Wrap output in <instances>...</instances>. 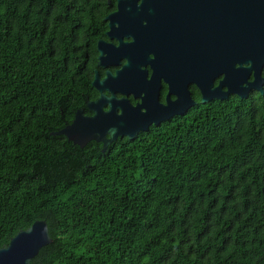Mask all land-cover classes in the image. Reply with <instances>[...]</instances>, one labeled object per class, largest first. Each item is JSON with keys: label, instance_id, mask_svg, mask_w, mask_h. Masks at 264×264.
Instances as JSON below:
<instances>
[{"label": "trees", "instance_id": "obj_1", "mask_svg": "<svg viewBox=\"0 0 264 264\" xmlns=\"http://www.w3.org/2000/svg\"><path fill=\"white\" fill-rule=\"evenodd\" d=\"M114 3L0 0V249L41 220L52 242L30 264H264V95L104 152L50 135L95 97Z\"/></svg>", "mask_w": 264, "mask_h": 264}, {"label": "water", "instance_id": "obj_2", "mask_svg": "<svg viewBox=\"0 0 264 264\" xmlns=\"http://www.w3.org/2000/svg\"><path fill=\"white\" fill-rule=\"evenodd\" d=\"M136 2L117 0V10L104 18L106 36L116 38L119 45L101 40L97 43L98 66L115 65L120 57L126 63L114 75L106 71L102 80L94 71L91 86L100 96L85 105L92 115H84V108H80L70 124L50 135L64 136L80 148L94 141L102 144L104 152L118 137L133 140L151 124L158 126L198 105L189 98V83L200 90V104L222 101L229 95L245 99L250 90L264 95V0ZM128 36L132 42H121ZM146 64L152 70L149 80L145 79ZM220 76L218 85L212 88L213 80ZM159 78L168 85L165 106L156 100ZM103 91L111 96L105 97ZM115 92L124 94L125 99H116ZM128 93L133 99L139 98L140 104L130 106ZM170 93L175 100L168 99ZM51 242L46 222L36 221L0 249V264H30Z\"/></svg>", "mask_w": 264, "mask_h": 264}, {"label": "flooded vegetation", "instance_id": "obj_3", "mask_svg": "<svg viewBox=\"0 0 264 264\" xmlns=\"http://www.w3.org/2000/svg\"><path fill=\"white\" fill-rule=\"evenodd\" d=\"M140 2H141V0H137L136 4L139 5ZM108 4H110V1H108ZM116 10H117V0H115V3H114V5H113V9H112L108 14L114 13ZM108 14H107V15H108ZM107 15H106V16H107ZM106 16H105V17H106ZM105 17H104V18H105ZM104 18H103V20H104ZM104 22H106V21H104ZM107 31H108V25H107V22H106V29L104 30V32H103V34H102V37H101V38H98L97 41H96L95 44H94L93 60H95L96 67H95V69L93 70V77H94V71H96V72L99 74V78H100V80L104 79V77L106 76V73H105L106 71H107V72H110L112 75H114V74H115V71L121 69V67L126 63V59H125L124 57H120V58L118 59V63L115 64V65H109V66H106V67H100V66L97 65V62H98V60H99V59H98V56L100 55V52H99L98 49H97V43H98L99 40H101V41L104 42V43L110 44V45H112V46H114V47H117V46L119 45V44H118V40H117L116 38H109L108 36H106V32H107ZM121 42H132V39H131L130 36H128L127 38L122 37V38H121ZM148 58H149V59H153V58H152V54H148ZM140 69L143 70V66H141ZM144 69L146 70V76H145V79H146V80H149V77H150V74H151L152 70H151V68H149V65H147V64L144 66ZM262 77H264V69H263V71H262ZM221 78H222V77L220 76L219 78L213 80V82H212L213 87H212V88H214V87H216V86L218 85V81H220ZM92 80H93V78H92ZM252 80H253V78H252V76H250V77H249V81H252ZM91 82H92V81H91ZM93 89H94V88H93ZM186 89L188 90V95H189V98L191 99V101L194 102L195 104L200 105L201 93H200V90L198 89V87L196 86V84H195V83H189V84H187ZM223 90H225V89L223 88L222 91H223ZM263 90H264V88H263ZM167 91H168V85H167V83L163 82V81H162V78H159L158 96H157V98H156L157 103H159V104H161V105H163V106L166 105V103H165V96H166V94H167ZM94 92H95V97H94L93 99H91V100H88V102L96 101V100L99 98L100 93H99L97 90H95V89H94ZM223 92H224V91H223ZM252 92H256V93H258V92L255 91V90H250L249 93H248V96H249V94L252 93ZM103 95H104L105 97H110V96H111V94H109V93L106 92V91H103ZM114 96H115L116 99H120L121 97H122L123 99H125V95H124V94H120V93H118V92H115V93H114ZM142 96H143V93L140 92L139 97H142ZM230 96H232V95H229L228 98H229ZM234 96H235V95H234ZM228 98H227V99H228ZM168 99H169L170 101H173V100L176 99V97H175V95H173V94L170 93V94H168ZM126 100H127V102L129 103V105L132 106V107H134L136 103H137V104H140V100H139V98H134V99H133L132 94H130V93H128V94L126 95ZM225 100H226V99H225ZM212 101H218V100H212ZM212 101H209V102H207V103H210V102H212ZM86 104H87V102H86ZM205 104H206V103H205ZM198 105H195V106L189 108V109H188L183 115H185L187 112H189L191 109L195 108V107L198 106ZM201 105H203V104H201ZM82 108H84V111H83V114H84V115H86V116H90V115H92V113H91L87 108H85V106L82 107ZM79 109H80V108H79ZM77 110H78V109H77ZM103 110H104V111L108 110V106L105 105V106L103 107ZM139 110H140V112H144V109H143V108H139ZM116 112L120 113V109H119V108H116ZM178 116H182V115H175V116H173L172 118H174V117H178ZM73 118H74V117H73ZM172 118H170V119H172ZM72 120H73V119H72ZM72 120H71V122H72ZM168 120H169V119H168ZM71 122H70V123H71ZM70 123H69V124H70ZM160 124H161V123H160ZM67 125H68V124H67ZM151 126H153V124H151L148 128H150Z\"/></svg>", "mask_w": 264, "mask_h": 264}]
</instances>
